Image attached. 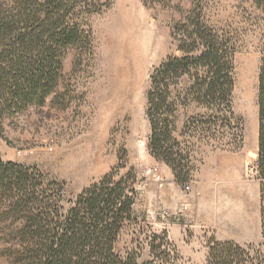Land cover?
<instances>
[{
  "label": "rangeland",
  "instance_id": "rangeland-1",
  "mask_svg": "<svg viewBox=\"0 0 264 264\" xmlns=\"http://www.w3.org/2000/svg\"><path fill=\"white\" fill-rule=\"evenodd\" d=\"M102 2V10L89 18L91 49L70 48L63 58L57 96L54 93L43 104L31 105L5 121L1 159L34 167L58 181L66 200L112 170L116 177L129 173L137 193L133 226L165 235L177 264H206L212 237L253 243L264 251L254 170L261 13L251 0ZM192 3L199 4L211 27L233 38L231 110L242 125L243 143L233 150L218 146L213 138L191 137L187 149L192 170L189 181L181 185L171 168L149 152L146 104L153 68L180 54L171 27ZM186 82L183 77L177 87ZM204 111L194 103L178 104V140L183 139L179 134L184 122ZM127 231L122 242L132 237ZM140 239L144 246L143 234ZM146 257L144 246L141 258ZM0 264H7L1 255Z\"/></svg>",
  "mask_w": 264,
  "mask_h": 264
},
{
  "label": "trees",
  "instance_id": "trees-1",
  "mask_svg": "<svg viewBox=\"0 0 264 264\" xmlns=\"http://www.w3.org/2000/svg\"><path fill=\"white\" fill-rule=\"evenodd\" d=\"M251 2L264 21V0ZM104 5L102 0H0V139L8 118L57 96L67 50L91 49L89 18ZM201 12L199 4L192 3L172 25L180 54L153 68L147 92V147L181 185L189 181L192 170L187 149L191 137L213 138L218 146L233 150L243 143L242 125L231 110L233 38L211 27ZM183 77L187 82L177 87ZM257 92L254 170L264 239V29ZM180 103L205 109L184 122L181 141L175 136ZM129 178V173L116 177L112 170L66 200L58 181L0 157V255L7 264H177L165 235L133 226L137 193ZM125 230L132 237L122 242ZM141 234L146 258H141ZM255 246L212 237L206 264H260L264 251Z\"/></svg>",
  "mask_w": 264,
  "mask_h": 264
},
{
  "label": "crops",
  "instance_id": "crops-1",
  "mask_svg": "<svg viewBox=\"0 0 264 264\" xmlns=\"http://www.w3.org/2000/svg\"><path fill=\"white\" fill-rule=\"evenodd\" d=\"M259 207H260V206H259ZM259 211H260V208H259ZM259 232H260V233H259V234H260V238H262V237H261V228H260V218H259Z\"/></svg>",
  "mask_w": 264,
  "mask_h": 264
}]
</instances>
